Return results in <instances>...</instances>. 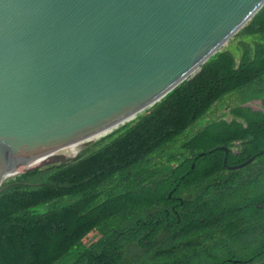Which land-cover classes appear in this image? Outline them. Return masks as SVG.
<instances>
[{
  "label": "trees",
  "instance_id": "16d2710c",
  "mask_svg": "<svg viewBox=\"0 0 264 264\" xmlns=\"http://www.w3.org/2000/svg\"><path fill=\"white\" fill-rule=\"evenodd\" d=\"M253 16L135 119L6 180L0 264H264V6Z\"/></svg>",
  "mask_w": 264,
  "mask_h": 264
},
{
  "label": "water",
  "instance_id": "95a60500",
  "mask_svg": "<svg viewBox=\"0 0 264 264\" xmlns=\"http://www.w3.org/2000/svg\"><path fill=\"white\" fill-rule=\"evenodd\" d=\"M263 6L0 0V186L73 160L144 113L193 79Z\"/></svg>",
  "mask_w": 264,
  "mask_h": 264
},
{
  "label": "rangeland",
  "instance_id": "374dc122",
  "mask_svg": "<svg viewBox=\"0 0 264 264\" xmlns=\"http://www.w3.org/2000/svg\"><path fill=\"white\" fill-rule=\"evenodd\" d=\"M258 103L259 101H256L255 103L253 102V105L257 106ZM212 118L213 117H211L210 114H207L203 118L199 119L195 123L194 127L186 133L185 138L192 137L193 135L198 133L200 130L205 128L206 125H208L209 122H211ZM72 258H73L72 256L65 257L63 260H61V264H70L72 261Z\"/></svg>",
  "mask_w": 264,
  "mask_h": 264
},
{
  "label": "crops",
  "instance_id": "0c3cea01",
  "mask_svg": "<svg viewBox=\"0 0 264 264\" xmlns=\"http://www.w3.org/2000/svg\"><path fill=\"white\" fill-rule=\"evenodd\" d=\"M258 104H257V106H254L253 103H250V105H253V107L256 108V109H259L260 108V105H258Z\"/></svg>",
  "mask_w": 264,
  "mask_h": 264
},
{
  "label": "clouds",
  "instance_id": "9594fccd",
  "mask_svg": "<svg viewBox=\"0 0 264 264\" xmlns=\"http://www.w3.org/2000/svg\"><path fill=\"white\" fill-rule=\"evenodd\" d=\"M203 117H204V116H203ZM203 117H202V118H203ZM200 119H201V118H200ZM211 122H212V120H211ZM211 122H209V124H210Z\"/></svg>",
  "mask_w": 264,
  "mask_h": 264
}]
</instances>
